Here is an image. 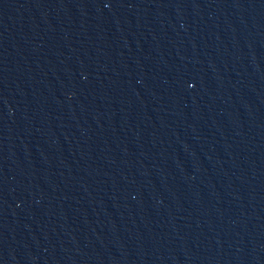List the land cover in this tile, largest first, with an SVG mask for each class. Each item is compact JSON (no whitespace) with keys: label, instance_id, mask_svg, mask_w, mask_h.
Listing matches in <instances>:
<instances>
[{"label":"water","instance_id":"obj_1","mask_svg":"<svg viewBox=\"0 0 264 264\" xmlns=\"http://www.w3.org/2000/svg\"><path fill=\"white\" fill-rule=\"evenodd\" d=\"M0 264H264V0H0Z\"/></svg>","mask_w":264,"mask_h":264}]
</instances>
